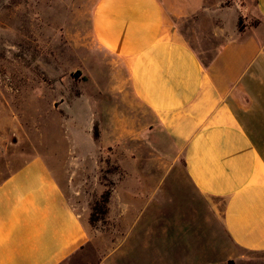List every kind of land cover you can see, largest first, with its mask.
Instances as JSON below:
<instances>
[{
  "label": "rangeland",
  "instance_id": "374dc122",
  "mask_svg": "<svg viewBox=\"0 0 264 264\" xmlns=\"http://www.w3.org/2000/svg\"><path fill=\"white\" fill-rule=\"evenodd\" d=\"M97 1L0 0V183L35 156L72 175L89 240L69 264H264V250L233 243L152 115L114 92ZM221 1L252 22L255 0ZM106 189L108 212L92 220Z\"/></svg>",
  "mask_w": 264,
  "mask_h": 264
},
{
  "label": "crops",
  "instance_id": "0c3cea01",
  "mask_svg": "<svg viewBox=\"0 0 264 264\" xmlns=\"http://www.w3.org/2000/svg\"><path fill=\"white\" fill-rule=\"evenodd\" d=\"M242 12L221 0H98L92 27L116 63L114 92L174 141L233 243L262 251L264 0L240 30ZM54 165L35 156L0 183V264H69L86 248L72 175Z\"/></svg>",
  "mask_w": 264,
  "mask_h": 264
},
{
  "label": "trees",
  "instance_id": "16d2710c",
  "mask_svg": "<svg viewBox=\"0 0 264 264\" xmlns=\"http://www.w3.org/2000/svg\"><path fill=\"white\" fill-rule=\"evenodd\" d=\"M244 27L245 26L243 25V19L241 17L239 20V28L240 30H243ZM110 197H111V190L106 189L102 193L101 197L98 200H96L92 208V215H91L92 220L98 219L99 214L105 215L108 212V203Z\"/></svg>",
  "mask_w": 264,
  "mask_h": 264
}]
</instances>
